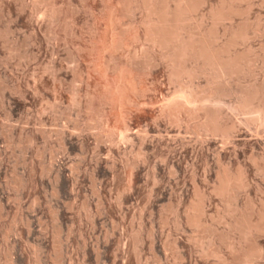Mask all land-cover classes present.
I'll use <instances>...</instances> for the list:
<instances>
[{
	"label": "rangeland",
	"instance_id": "obj_1",
	"mask_svg": "<svg viewBox=\"0 0 264 264\" xmlns=\"http://www.w3.org/2000/svg\"><path fill=\"white\" fill-rule=\"evenodd\" d=\"M0 264H264V0H0Z\"/></svg>",
	"mask_w": 264,
	"mask_h": 264
},
{
	"label": "bare ground",
	"instance_id": "obj_2",
	"mask_svg": "<svg viewBox=\"0 0 264 264\" xmlns=\"http://www.w3.org/2000/svg\"><path fill=\"white\" fill-rule=\"evenodd\" d=\"M186 103H188V104H190V105L193 104V102H192L191 100H190V101H186ZM226 179H228V177H227ZM226 179H224L223 182H224ZM229 180H231V179H229ZM229 180H226V181L224 182V184H223V185H225L224 187H226V184H227V187H228V183H229L228 181H229ZM231 181H232V180H231ZM231 181H230V182H231ZM226 182H227V183H226ZM232 182H233V181H232ZM234 183H235V182H234ZM237 183H238V182H237ZM229 185H231V184L229 183Z\"/></svg>",
	"mask_w": 264,
	"mask_h": 264
}]
</instances>
